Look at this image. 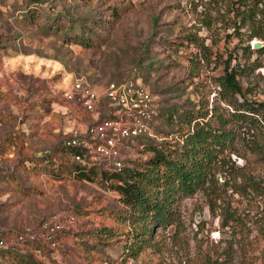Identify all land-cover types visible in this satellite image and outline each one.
<instances>
[{"label":"rangeland","instance_id":"obj_1","mask_svg":"<svg viewBox=\"0 0 264 264\" xmlns=\"http://www.w3.org/2000/svg\"><path fill=\"white\" fill-rule=\"evenodd\" d=\"M227 1L0 0V235L8 229V246L26 247L13 243L16 231L39 228L46 218L71 230L61 234L54 258L41 264H264V195L233 192L221 165L224 200L211 205L203 190L178 198L180 220L157 228L152 243L126 257L130 224L118 190L100 174L81 178L58 166L72 159L61 149L59 92L76 77L98 88L113 80L145 84L158 108L156 141L171 138L172 109L201 103L230 115L219 81L229 60L245 96L263 101L264 54L253 67L258 53L247 59ZM148 141L134 138L129 158L150 154ZM49 153H57V161H35ZM226 155L264 179V161L243 141ZM104 226L117 236L107 244L100 239ZM15 250L8 261L0 255L1 264H29L27 248Z\"/></svg>","mask_w":264,"mask_h":264},{"label":"trees","instance_id":"obj_2","mask_svg":"<svg viewBox=\"0 0 264 264\" xmlns=\"http://www.w3.org/2000/svg\"><path fill=\"white\" fill-rule=\"evenodd\" d=\"M226 4L227 11L233 14L231 26L243 42L242 48L247 59L253 53H258L252 64L253 67L259 66L258 58L264 54V44L254 48L251 42L255 37L264 40V0H228ZM191 34H187L189 40L193 38ZM241 63L239 61L238 65ZM239 74V69L231 66L229 60L225 73L219 79L223 91L221 96L233 108L230 111L231 116H225L215 106L209 107L201 103L194 107L172 109L169 119L175 123L176 128L169 131L171 138L156 141L153 135L139 136V141L150 139L145 145L150 154L130 157L121 169L111 170L100 164H82L73 156L76 148L66 144L67 134L62 131L65 137L61 149L72 159L58 163L59 172L68 170L88 179H95L100 174L103 183L110 182L118 190V200L124 205L123 220L130 224L123 249L125 257L137 255L143 246L148 242L152 243L157 228L165 227L178 218L180 220L181 207L180 203L176 204L178 198L180 201L182 196H192L203 190L211 205L213 201L224 200L225 196L219 192L217 183L219 165L229 172L231 180L227 179V184L231 185L233 192L249 194L257 191L264 195V179L236 164L226 155L228 152H236L238 143L243 141L251 152L264 161V100L256 102L245 96ZM59 93L63 97V90ZM240 95L243 97L240 98ZM76 110L80 117L90 119L91 115L87 110L82 107ZM58 114L62 117L60 112ZM157 115L158 108H155L154 120ZM39 159L42 162H55L58 154L42 155L35 161L38 162ZM69 230L71 229L62 228L58 231L57 247L42 241H26L21 244L26 247L9 245L0 255L3 261H8L9 256L18 252L15 249L27 248V262L41 264L46 259L37 253V247H41L49 259L54 258L52 252L60 247L61 234ZM8 232V229L3 231L0 239L6 237ZM99 233L102 234L100 239L105 244L117 238L109 226L101 228Z\"/></svg>","mask_w":264,"mask_h":264},{"label":"built area","instance_id":"obj_3","mask_svg":"<svg viewBox=\"0 0 264 264\" xmlns=\"http://www.w3.org/2000/svg\"><path fill=\"white\" fill-rule=\"evenodd\" d=\"M64 110L57 109L64 121L66 144L76 148L73 156L85 165L100 164L107 169H121L129 158L131 141L139 136L153 135L154 101L151 90L137 79L110 81L98 88L84 77H76L63 89ZM87 110L91 117L84 119L77 108ZM75 216L70 220L74 222ZM69 228L60 222L44 218L38 227L26 226L14 236L18 244L42 241L57 247L58 231ZM0 246H8L6 237ZM37 253L47 259L41 247Z\"/></svg>","mask_w":264,"mask_h":264},{"label":"water","instance_id":"obj_4","mask_svg":"<svg viewBox=\"0 0 264 264\" xmlns=\"http://www.w3.org/2000/svg\"><path fill=\"white\" fill-rule=\"evenodd\" d=\"M263 44H264V41H263V40H260V39H255V40L252 42V45H253L254 48H259V47H261Z\"/></svg>","mask_w":264,"mask_h":264}]
</instances>
